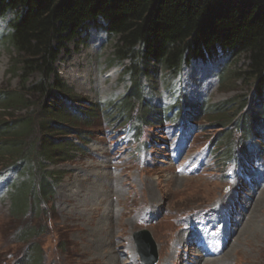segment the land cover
Masks as SVG:
<instances>
[{
    "label": "rangeland",
    "instance_id": "rangeland-1",
    "mask_svg": "<svg viewBox=\"0 0 264 264\" xmlns=\"http://www.w3.org/2000/svg\"><path fill=\"white\" fill-rule=\"evenodd\" d=\"M11 17L0 19V91L28 99L30 108H0V125L31 115L37 124L38 98L24 88L15 51L1 39ZM87 41L68 46L59 70L82 99L80 105L98 109L97 118L77 128L83 142L74 134H54L84 145L67 160L47 164L59 177L54 197L41 201L39 210L33 198L31 210L15 214L10 193L29 178L6 156L0 158V264H22L34 247L44 264H144L134 239L143 229L157 246L156 264H198L208 245L198 235L203 232L224 247L211 264H264V158L248 165L228 163L221 140L229 135L242 139L232 122L239 118L242 97L252 91L240 78L246 59H210L183 68L177 77L159 69L152 79L143 78L146 101L162 112L171 110L181 92L197 112L188 125L181 115L166 121L159 117L142 124L134 136L135 122L110 113L133 85V62L118 55L116 40L104 32L91 31ZM226 102L233 106L223 115L229 123L223 131L219 113L199 110ZM26 231L32 232L25 236ZM193 232L194 242L188 238Z\"/></svg>",
    "mask_w": 264,
    "mask_h": 264
},
{
    "label": "trees",
    "instance_id": "trees-1",
    "mask_svg": "<svg viewBox=\"0 0 264 264\" xmlns=\"http://www.w3.org/2000/svg\"><path fill=\"white\" fill-rule=\"evenodd\" d=\"M7 16H12L8 33L1 39L15 51L19 78L27 92L37 96L41 118L37 124L31 115L0 125V158L6 156L18 173L29 178L16 183L10 193L15 214L31 210L33 198L39 210L41 201L54 197L59 177L47 164L65 161L84 146L56 139L54 134H74L83 142L77 128L97 118L98 109H84L59 70L68 46L87 43L91 31L116 40L118 55L133 62V85L120 107L110 113L119 121L135 122L134 136L142 124L159 117L166 121L181 115V122L188 125L197 112L184 92L169 112H162L146 101L143 78L152 79L159 69L177 77L195 62L228 63L244 57L247 64L240 78L248 80L252 91L242 97L239 118L232 122L242 139L229 135L221 140L228 163L248 165L264 158V0H0V19ZM227 66L219 72L222 79ZM29 102L14 92L0 91L4 110L21 105L28 109ZM230 106L233 103L226 102L199 111L219 113L217 123L224 131L229 123L223 115ZM105 115L108 119L109 111ZM21 263L44 264V260L34 247Z\"/></svg>",
    "mask_w": 264,
    "mask_h": 264
},
{
    "label": "water",
    "instance_id": "water-1",
    "mask_svg": "<svg viewBox=\"0 0 264 264\" xmlns=\"http://www.w3.org/2000/svg\"><path fill=\"white\" fill-rule=\"evenodd\" d=\"M138 254L145 264H156L158 262L157 246L146 229L138 231L134 235Z\"/></svg>",
    "mask_w": 264,
    "mask_h": 264
},
{
    "label": "bare ground",
    "instance_id": "bare-ground-1",
    "mask_svg": "<svg viewBox=\"0 0 264 264\" xmlns=\"http://www.w3.org/2000/svg\"><path fill=\"white\" fill-rule=\"evenodd\" d=\"M96 183V182H95ZM231 201H232V203L234 204V205H237V201H234V200H232L231 199ZM218 206H219V204H218ZM198 235L203 239V241H205V242H207L208 243V245H207V247H205L204 245H203V250L201 249V258L202 257H206V258H208L209 260L208 261H206V260H203V261H201V258H199L198 260H199V263L198 264H200V262H202L203 264H211V260H212V258H213V260H216V258L224 251V247H222V245H215V243H214V241H213V238L211 237V234H207V233H205V232H203V233H198ZM257 235V234H256ZM196 237V233L195 232H193V233H189V235H188V238L191 240V241H193V239ZM194 242V241H193ZM216 248L215 249V251L217 250L218 251V253L217 254H214V252H212V250H213V248ZM250 249H252V248H250ZM254 251V250H253ZM261 251H262V249H260V254H261ZM263 252V251H262ZM253 256V255H252ZM261 256V255H260ZM211 259V260H210ZM174 264H176V263H174Z\"/></svg>",
    "mask_w": 264,
    "mask_h": 264
}]
</instances>
